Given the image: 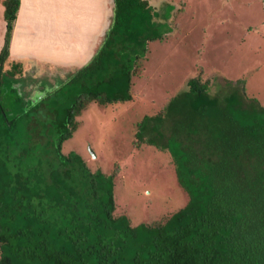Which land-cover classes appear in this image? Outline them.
I'll return each mask as SVG.
<instances>
[{
    "label": "trees",
    "instance_id": "1",
    "mask_svg": "<svg viewBox=\"0 0 264 264\" xmlns=\"http://www.w3.org/2000/svg\"><path fill=\"white\" fill-rule=\"evenodd\" d=\"M21 1L0 3V264H264V106L242 81L211 93L201 69L134 123L130 146L168 155L185 200L160 216L143 203L145 219L133 223L126 209L115 210L121 164L92 169L61 144L91 102L132 100L148 43L168 30L158 29L161 0H107L109 24L102 35L103 18L90 38L88 59L51 60L55 84L36 94L23 86L25 96L9 83L1 92L4 77L23 73L7 64ZM155 190L157 199L164 190Z\"/></svg>",
    "mask_w": 264,
    "mask_h": 264
},
{
    "label": "rangeland",
    "instance_id": "2",
    "mask_svg": "<svg viewBox=\"0 0 264 264\" xmlns=\"http://www.w3.org/2000/svg\"><path fill=\"white\" fill-rule=\"evenodd\" d=\"M106 1L22 0L10 42L13 59L7 64L23 73L4 77L1 92L5 93L9 83L19 88V93L23 86L29 94L39 93L41 86L45 89L55 84L50 81L56 80L55 75L49 74L53 60L66 65L86 61L81 55L104 23L106 10L102 6ZM157 6L162 15L158 29L165 24L168 30L163 39L148 43L151 48L140 69L145 76L133 78L132 100L122 107L113 104L104 108L91 102L77 118L79 128L61 144L64 153L75 151L92 169L107 172L114 160L121 164L122 171L115 177V210L126 209L133 223L145 219L139 208L143 203L146 213L156 216L159 212L160 216L185 200L172 184L175 179L168 155L160 153L154 159L150 151L145 152L148 149L130 146L134 123L144 110L155 112L179 92L188 76L201 69V78L212 82L211 93L230 85L225 82L240 80L246 95L264 106L262 0H161ZM163 7L168 12L162 14ZM1 9L0 5V45L4 30ZM155 189L164 190L157 199Z\"/></svg>",
    "mask_w": 264,
    "mask_h": 264
},
{
    "label": "water",
    "instance_id": "3",
    "mask_svg": "<svg viewBox=\"0 0 264 264\" xmlns=\"http://www.w3.org/2000/svg\"><path fill=\"white\" fill-rule=\"evenodd\" d=\"M113 0H109V3L112 4ZM109 19H110V15H105V24L103 25V27L101 28V34L103 35L107 29V26L109 24ZM101 39V38H100ZM91 155H93L91 153Z\"/></svg>",
    "mask_w": 264,
    "mask_h": 264
},
{
    "label": "crops",
    "instance_id": "4",
    "mask_svg": "<svg viewBox=\"0 0 264 264\" xmlns=\"http://www.w3.org/2000/svg\"><path fill=\"white\" fill-rule=\"evenodd\" d=\"M94 42V39H89V44H88V46H89V48L87 49V52H84L82 55H81V57H86V58H88L91 54H92V52H91V48H92V43ZM78 55V54H77ZM76 54H75V56H77Z\"/></svg>",
    "mask_w": 264,
    "mask_h": 264
},
{
    "label": "bare ground",
    "instance_id": "5",
    "mask_svg": "<svg viewBox=\"0 0 264 264\" xmlns=\"http://www.w3.org/2000/svg\"><path fill=\"white\" fill-rule=\"evenodd\" d=\"M30 102H31V100H30Z\"/></svg>",
    "mask_w": 264,
    "mask_h": 264
}]
</instances>
